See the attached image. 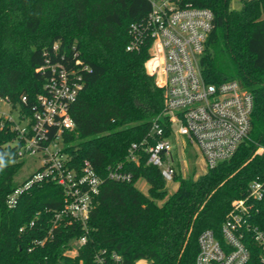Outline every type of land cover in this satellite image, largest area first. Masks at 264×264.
<instances>
[{
  "label": "trees",
  "instance_id": "16d2710c",
  "mask_svg": "<svg viewBox=\"0 0 264 264\" xmlns=\"http://www.w3.org/2000/svg\"><path fill=\"white\" fill-rule=\"evenodd\" d=\"M176 1L213 13L199 59L204 80H237L251 92L253 108L249 137L235 154L194 179L177 169V186L168 194L146 155L137 165L126 160L131 143L156 140L151 126L163 107V90L145 70L149 0H0V96L19 105L18 116H30L50 75L49 67L40 70L45 60L74 71L82 88L69 109L74 127L62 132V150L70 167L87 159L101 178L86 231L65 215L55 219L65 198L49 178L31 183L8 207L23 156L14 121L0 116V264H96L95 254L112 252L125 264H194L199 234L210 229L220 239L232 200L246 198L249 183L264 178V151L255 153L264 148V0H241L239 9L231 0ZM132 24L142 40L130 50ZM119 163L132 172L131 181L107 178ZM139 177L148 183L147 194L135 186ZM255 206L250 222L264 231V200ZM49 231L52 237L36 244ZM83 234L86 242L68 255ZM246 245L244 264H261L250 238Z\"/></svg>",
  "mask_w": 264,
  "mask_h": 264
},
{
  "label": "built area",
  "instance_id": "2783aa9c",
  "mask_svg": "<svg viewBox=\"0 0 264 264\" xmlns=\"http://www.w3.org/2000/svg\"><path fill=\"white\" fill-rule=\"evenodd\" d=\"M149 2L151 8L146 23L151 43L145 68L163 90V107L160 121L154 120L151 126L156 140L131 143L126 160L137 165L146 155V163L159 169L164 182H171L177 171L174 156L177 146L172 144L171 138L183 137L198 151L206 169L215 167L230 159L239 145L248 139L253 97L237 80L208 83L202 77L199 59L213 28L210 9L180 5L176 0ZM131 32L133 40L126 47L130 50L142 40L138 25L132 24ZM44 67H49L50 75L43 84V91L37 95L36 109L27 122L20 123L24 115L19 116L18 122L10 116L6 118L14 121L22 156L40 152L42 163L28 180L7 195L5 201L8 207H13L23 189L35 181L49 178L62 188L65 198L55 219L65 215L79 222L86 231L92 199L98 192L101 178L87 159L80 162L78 169L70 167L61 138L62 132L74 127L69 109L82 84L74 71H67L48 60L40 70L44 71ZM165 132H168L167 136ZM262 151L264 148L259 146L255 153ZM107 178L129 182L133 176L119 163L108 169ZM248 188L246 198L232 200L220 226V239L210 229L199 234L194 264H244L249 257L246 245L249 238L257 247L259 261L264 264V231L250 222L252 212L258 209L255 202L264 200V178L251 181ZM50 237L51 231L35 242L41 245ZM85 242L86 235L83 234L67 254H77ZM95 261L96 264H125L115 252L107 257L95 254ZM132 264L149 263L139 259Z\"/></svg>",
  "mask_w": 264,
  "mask_h": 264
},
{
  "label": "rangeland",
  "instance_id": "374dc122",
  "mask_svg": "<svg viewBox=\"0 0 264 264\" xmlns=\"http://www.w3.org/2000/svg\"><path fill=\"white\" fill-rule=\"evenodd\" d=\"M230 7L239 9L241 7V0H231ZM19 109L20 107L18 104H15V106H11L4 98L0 99V116L2 118H8L10 116V118L18 122ZM28 119L29 117L24 114V118L20 120V123L24 124ZM177 137V139H175L174 137L171 138L172 144H174V146H177V153L174 150L175 166L180 171L183 177L192 179L197 178L199 175L203 174L206 171L205 163L194 146L189 145L183 137ZM22 159L23 165L14 174L13 177L14 181L18 185H21L26 180H28L42 163V156L40 152L25 154ZM135 186L142 193H148V183L143 177H139L135 181ZM176 186V181L164 183V189L168 194L174 191Z\"/></svg>",
  "mask_w": 264,
  "mask_h": 264
}]
</instances>
